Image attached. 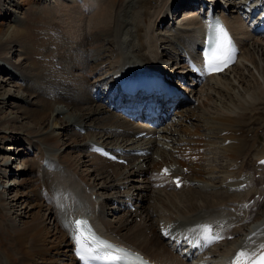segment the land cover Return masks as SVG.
<instances>
[{
  "label": "bare ground",
  "instance_id": "6f19581e",
  "mask_svg": "<svg viewBox=\"0 0 264 264\" xmlns=\"http://www.w3.org/2000/svg\"><path fill=\"white\" fill-rule=\"evenodd\" d=\"M11 1L5 0L3 6L0 4L1 20L14 17V14L7 13ZM190 1L120 0L119 4H112L104 0H54V6L48 11L61 9L62 17L48 16L49 23L44 31L47 32V40L52 39L51 47L46 48L48 53L44 51L47 55L36 54L34 59L38 60L37 63L31 60L32 47L22 48L20 59L31 62L30 67L34 73L31 68L21 70L24 83L18 85L10 81L12 78L0 81V134L9 131L16 119L11 112H6L8 107H15L11 100L28 103V111L17 106L21 111L16 115L25 122L24 127L15 128L9 133L21 134L23 139L18 142L24 145L27 140L29 152L34 149L33 141L30 140H48L60 147L68 145V142L63 143V136L64 130H71L70 127L78 136L87 134L82 146L74 145L82 148L76 161L65 156L62 149L53 150L50 147L49 151L52 152L44 156L42 165L35 157L33 162L41 166L44 194L34 201L45 200V205L38 202L20 207L1 195L3 211H8L9 207V212L14 214L6 213L9 221H4L11 236L10 241L14 240L15 252L20 253L27 264L31 259L33 263L34 258L50 262V250L59 252L63 249L69 262L78 264L72 255L73 233L70 221L82 212H86L95 221L103 234L145 254L156 264H191L182 260L173 246L162 237L160 230L170 229L171 224L175 225L174 230L210 218H219L218 223L224 224V241L204 256L202 264H223L225 257L247 239H253L259 248L264 245V200L261 202V197L264 198V167L257 166V162L264 158V136L260 135L264 133V124L259 133L254 128L258 120L253 117V114H259V110L253 114L250 111L251 106L260 105V102H253L251 93L259 92L264 99V59L260 58V54L264 56V38L249 31L238 13L235 0L227 1L230 7L224 12L217 0L205 2L217 7L240 42L242 54L238 63L225 74L210 77L201 88L187 89L189 99L194 101L192 105L176 114L177 122L173 120L171 125L152 130L156 134L154 137L137 138V134L148 130L147 125L130 122L125 115L113 110L104 101H97L92 93V87L96 94V90L103 86L102 80L107 75L113 76L122 71L145 72L147 68L160 66L158 62L167 64L164 60L177 59L178 56L179 60H175L177 67L172 71L187 77L189 71L183 63L182 53L188 51L197 54L203 20L201 17L210 7L207 6L203 12L199 5L190 4ZM245 1L250 0H241L240 6L241 3L245 6ZM179 9H186V14L180 21L174 19L170 35L161 38L157 27L164 23L173 10L175 12ZM86 19L89 22L84 24ZM20 20L18 17L14 23ZM4 25L0 23V58L3 61L7 52L13 50L9 45L21 40L24 33L12 26L5 28ZM98 35L105 36L107 45L111 47L108 59L101 55L105 45L99 44ZM168 45L171 46L169 52ZM51 49L53 51L49 55ZM163 52L168 55L165 56ZM43 56L45 58L41 59ZM50 56L57 59L56 63L49 60ZM89 67L92 68L89 70ZM0 68H4L1 62ZM256 70H259V76H256ZM91 79L93 82L89 85ZM7 84L13 90L7 89ZM256 84L259 85L258 89L243 95L245 90H249L248 85L256 87ZM34 90L45 92V99L41 98L42 104L38 107L30 99L37 97L31 92ZM87 90L91 94H87ZM57 103L60 105L56 107ZM79 103H89L90 107L84 112L73 110ZM98 114L103 115L104 124L95 128L97 132H90L88 129L91 126L86 127L85 120ZM210 118L216 122H211ZM81 130H85V133H81ZM3 139L0 136V140ZM42 143H38V146L40 151L45 152L48 145ZM94 144L108 148L122 147L126 151L146 149L151 151V155L124 157L129 159V164L123 166L91 152ZM215 151L224 154L225 165L217 155H213ZM31 154L37 155L35 151ZM24 162L25 165L19 164L16 171L31 170V163L28 160ZM81 165L89 166L96 177L106 178L112 183L109 185L104 182L101 190H118L120 206L126 205L129 200L135 202L137 209L133 212L125 208L121 213L115 212L114 221L103 218L104 210L111 200H103V194L97 191V184L92 180L90 172H81ZM179 176L184 181L180 190L173 184V179ZM244 183H247V187L240 190ZM23 184L21 181L20 185ZM27 197V200L34 198ZM252 199H255L254 205L245 209ZM154 200L162 206L153 204L139 212L141 202ZM44 208L50 212L49 216L44 213ZM34 209L37 211L31 214ZM114 209L119 210L118 207ZM28 216L32 217V221L23 222L22 219ZM51 216L55 222L53 228L48 227ZM19 221L22 227L17 224ZM52 237L53 241L49 242ZM229 237L232 239L229 240ZM50 243L52 246L48 248Z\"/></svg>",
  "mask_w": 264,
  "mask_h": 264
},
{
  "label": "rangeland",
  "instance_id": "374dc122",
  "mask_svg": "<svg viewBox=\"0 0 264 264\" xmlns=\"http://www.w3.org/2000/svg\"><path fill=\"white\" fill-rule=\"evenodd\" d=\"M9 1H11V0H9ZM35 1L34 0H12L10 2L11 3L10 7H8V5H6V7H8V11H9L7 13H9V15L14 14V17L13 18L7 17L6 20L0 19V23H4L5 28L12 26L14 28L21 30L24 33H23V38L21 40H19L18 42L14 41L11 45H9L13 50L10 51L11 53L7 52L8 55H6V59H4L5 61H3L0 58V62L4 66V68H0V81L3 79H6V78H7L6 80H9V78H12V79H10V81L11 80L15 81L14 84H16V85H18L20 83L21 84L24 83V79L21 75V72L25 69H30L31 68L30 67L31 62H25L22 59H20V55H22V53H21L22 48H25L26 46H29V48L32 47V48H30L33 50V52L30 53V55L32 56L31 60L38 63V60L36 61L34 59L35 55L40 54V53L41 54L45 53L43 55L46 56L48 53L46 48L49 49L51 47L50 41L52 38L47 40V37H48L47 32L44 31V29L47 27L46 25H48V23H49L48 16H50V17L55 16L58 18V16L61 15V13H60L61 9L53 11V12H52V10H50L52 12L51 13L48 11V9L51 8V7H49V5H50V2L53 0H49V1L48 0H41V1L37 2V4L35 3ZM104 1L105 2L111 1L112 4L114 2H117V4H119L120 0H104ZM0 2H1L0 4L3 6V3L5 2V0H0ZM217 4L222 5L221 2L218 0H217ZM6 7H5V9H6ZM229 7L230 6H228V8ZM196 11H197V9H196ZM185 12H187V11H185ZM176 14H178V17H181L182 16L181 15L182 9H179ZM18 17H20L21 20L16 24L14 22L18 19ZM61 17H62V15H61ZM88 17H90V16L88 15ZM183 17L184 16H182L180 19H182ZM176 19H178V18H176ZM180 19H178V21H180ZM167 20H169L168 17H167ZM88 22L89 21L86 19L84 24H87ZM173 22H174V20L173 21L169 20V22L165 26H163V24H164L163 23L159 27H157L158 33H161V38L168 37L170 35V33H171L170 31L173 29V28H171L173 25ZM19 23L22 25H20ZM101 36L102 35L97 36L98 39L100 40L99 44L105 45V49L102 50L101 55L104 56L105 59H108V58H110L109 55H110L112 50H111V47H109L107 45V39L105 38V36H102V37ZM19 42L22 44V45L20 44L21 47L18 46ZM23 44H25V45H23ZM33 47H34V49H33ZM168 48L169 49L166 48L167 52H169L171 46L168 45ZM44 51H46L47 53ZM52 51H53L52 49H51V52L49 51L50 52L49 55L52 54ZM163 53L165 54V56L168 55L166 52H163ZM161 55H162V53H161ZM261 55L262 54H260V58L264 59V56L262 57ZM253 56H258V55H253ZM52 57L53 56H50L49 60L50 61L53 60L54 63H56L57 59L56 60L52 59ZM44 58H45L44 56L41 57V59H44ZM179 58L180 57L178 56L177 59L179 60ZM177 59L174 57L171 61H175ZM168 60H170V58ZM164 62H166V60H164ZM176 64H175V66H176ZM9 68H11V69H9ZM60 68L61 67H59L58 69H60ZM90 68H92V67H89V70H90ZM252 68H254V66ZM252 68H250V69H252ZM9 70L11 71V73L9 72ZM30 70H32L34 73V70L32 68ZM252 70H254V69H252ZM258 71L259 70H256V72H255L256 76L260 75ZM16 75H18L20 77H18ZM246 77H248V76H246ZM25 82H27V81H25ZM92 82H93V79H91V82L89 81V85H92L91 84ZM14 84H13V86H14ZM243 84L244 83H241V85H243ZM5 86L7 87V89L13 90L12 89L13 87L10 84H7ZM245 86H247V85H245ZM255 86L256 87H254V85H252V86L248 85L249 90H245L243 92V95L250 93V92H254L256 89L259 88V85L256 84ZM87 91H88V92H86L87 94H91V91H90V93H89V90H87ZM31 92H34L33 96H37V97H32L30 99L33 100V102H35L37 104V107H38L39 105L42 104L41 98L45 99V92H42L41 90H37V91L34 90ZM2 94H4V93H2ZM251 97L253 98V102H260V105L250 107V111L252 114L255 110H257V112L259 110V114H253V117H255L256 120H258L257 122H255L257 125L254 123L255 124L254 128L256 130H258V132L260 133L259 130L263 129V124H264V112H263L264 111V99H263V97H261L259 95V92L255 93V94L251 93ZM11 101L13 104L12 106H15V107L14 108L8 107L6 109V112L7 113L11 112L13 114V115L12 114L11 115L16 118L15 122H13L11 124L9 131H6L4 133L2 132L0 134V136L4 137L3 140H0V192L4 193V194L0 193V264H27V262L24 261L22 255L20 253L15 252L16 250L13 247L15 244V243H13L14 240L10 241L11 236H10V233L8 232L9 230L6 228L7 224L4 221H7V223H8L9 217L7 216L6 213L12 214V212L11 213L9 212V207H8V211H5V210L3 211V207L1 205V203H2L1 202V198H2L1 195L8 198V201L12 202V204H17L18 206L20 205V207L25 206L26 203L36 204L38 202H40V204L43 203L45 205L46 204L45 200L34 201L35 198L44 194V182H43L42 174H41V166L39 163L33 162V161H35V157H36V159L40 160L41 165H42V161L44 159V156L45 155L48 156L52 152V150H51V152L49 151V147H50L53 150L57 149V148L62 149V152L65 156H67L69 158L71 157V158H73V161H76L79 159L78 158L79 154L82 152V150H80V149H82V148L81 147L78 148L76 146L74 147V145L79 144L82 146V144H84V142H83L84 138L87 136V134L78 136L76 133H74V131H72V130H74L73 127H70L71 130H68V129L64 130V136H63V139L65 141V142L63 141V143L68 142V145H65V146L62 145L60 147L58 144H55L51 141L43 140L42 142H45L48 145V146L46 145L48 147V149L45 152H43V151H40V147L38 146V143L43 144L42 142L30 140V141H33L32 143H33L34 149H32L31 152H29L28 147H27V140H25L24 145L22 143L18 142V140L22 138L21 134L9 133V132H13L12 130L15 128L21 129L24 127L25 122L22 119H20V117H18V115H16L17 112L20 113V111H21L19 109V107H17V106H21L20 108L23 107V110L25 109L28 111V103H25V102L22 103V101H13V100H11ZM101 103H104V102L101 101ZM59 105H60L59 103L55 104L56 107ZM88 107H90L89 103H85V104L79 103L78 105H76L74 107L73 110H76L77 112L83 110V112H84ZM0 117H2L1 114H0ZM102 117H103L102 114L92 115L91 118L85 120L86 127L91 126L88 129L90 132H97V130L95 128L103 126L104 121H103ZM209 120L213 123L216 122V120L213 118H210ZM193 121L196 122V119L193 118ZM28 122H30V121H28ZM30 123H33V122H30ZM213 123H211V125H213ZM17 131H19V130H17ZM84 131L85 130H82L80 132L85 133ZM192 131L195 132L194 128H192ZM258 132H256V133H258ZM262 134L264 136V133H260V135H262ZM254 138H256V137H254ZM34 151H35V154H37V155H32V154L29 155L30 153H32ZM215 152L213 153V155H217L218 159L221 160L222 164H223L224 158H225L224 154L222 152L220 153V151H215ZM38 155H39V157H38ZM24 160H28L29 163H31L30 167H32L31 168L32 171L31 170H25V171L18 170V171H16L19 164L22 163L23 165H25ZM225 164H226V162H224V165ZM39 166H40V168H39ZM36 171H37V173H36ZM81 172H84L85 174L90 172L92 180L95 181V183L97 184V188H98L97 191L100 190L99 194L100 195L103 194V200H107V199L111 200L108 202L107 207L104 210L103 218L109 219L110 221L111 220L114 221L115 215L113 216L112 208L114 206H113L112 201H113V199L118 198V195H119L118 190H114V189H109L108 191L101 190V187L103 186L104 182H105V184H109V185H111L112 183L109 180H107L106 178L100 179V177H96V174L93 173L92 169L87 165H81ZM21 181H23V183H24L23 185H20ZM15 184H18V185H15ZM35 193H36V195L34 197ZM27 196H33L34 198L33 199L30 198L31 200L30 199L27 200L29 198ZM32 200H33V202H32ZM141 203H140L139 212H143L145 210V208H150V206L153 204H155L157 207L162 206V204H159L155 200H154V202L143 201ZM20 207H18V208H20ZM44 210H45L44 213L47 216H49L50 212L47 211L46 208H44ZM36 211H37V209H34L31 212V214H34ZM12 215H14V214H12ZM120 215H122V214H120ZM120 215H118V216H120ZM15 217L16 216H14L13 218H15ZM31 219H32V217L28 216V217L23 218L22 221L25 223H30L32 221ZM54 223H55L54 217H52L51 218V224L48 225V227L53 228L55 226ZM138 223H140L142 225L141 221H139ZM17 224L22 227V222L19 221V222H17ZM3 226H4V228H2ZM129 226H132V224H130ZM156 229L157 228L155 226V231H156ZM52 241H53V237L49 239V242H52ZM51 246H52L51 243L48 244V248H51ZM64 251H65V249L59 251L61 254H58L59 253L58 251L50 250V262H45L41 258H34L35 261L32 263L33 259H31L28 262V264H30V263H32V264H71L69 262V260L67 259V257L64 255ZM5 253L8 254V256H6ZM54 255L57 257V259H56V257H54ZM58 260H60V261L58 262Z\"/></svg>",
  "mask_w": 264,
  "mask_h": 264
},
{
  "label": "snow or ice",
  "instance_id": "6c2138e0",
  "mask_svg": "<svg viewBox=\"0 0 264 264\" xmlns=\"http://www.w3.org/2000/svg\"><path fill=\"white\" fill-rule=\"evenodd\" d=\"M212 33L216 40V47L210 53L208 58L209 71L219 70L231 61V41L227 32L222 25L218 23L213 27L210 25ZM165 173L167 170L165 169ZM179 184V181H177ZM76 235L74 237L77 245L79 258L83 264H91V262H102V264H130L133 260L136 264H147L138 255H134L126 249L117 247L106 240L101 239L86 220H78L75 222ZM201 230L206 234V239H212V229L209 225L201 226ZM215 237L214 239H219ZM264 250V245H261ZM256 253H248L245 250L240 251L233 264H264V251L258 256Z\"/></svg>",
  "mask_w": 264,
  "mask_h": 264
}]
</instances>
